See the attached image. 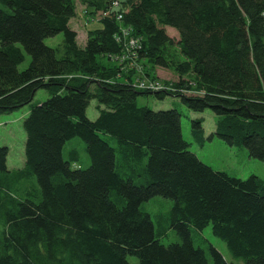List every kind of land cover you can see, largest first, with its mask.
<instances>
[{
    "label": "trees",
    "instance_id": "16d2710c",
    "mask_svg": "<svg viewBox=\"0 0 264 264\" xmlns=\"http://www.w3.org/2000/svg\"><path fill=\"white\" fill-rule=\"evenodd\" d=\"M76 1L87 24L102 15L83 47L69 27ZM58 34L60 45H45ZM130 38L136 59H122ZM24 52L30 62L19 70ZM158 68L177 82L135 87L158 80ZM38 90L49 98L32 104ZM148 95L210 110L208 139L264 161V0H0V115L30 106L23 166L9 170L0 146V264H232L211 244L194 245L209 226L234 260L264 264V180L203 163L183 138L181 113L139 106ZM203 122L190 119L200 147ZM76 137L86 168H72L76 150L62 154ZM156 196L172 201L163 221L178 241L169 245L144 208Z\"/></svg>",
    "mask_w": 264,
    "mask_h": 264
},
{
    "label": "rangeland",
    "instance_id": "374dc122",
    "mask_svg": "<svg viewBox=\"0 0 264 264\" xmlns=\"http://www.w3.org/2000/svg\"><path fill=\"white\" fill-rule=\"evenodd\" d=\"M84 11H87L86 6L81 5L79 1H76V16L69 22V27L77 33V43L80 47L85 45L86 36L89 30L100 28V23L98 21L102 18L100 12H98L100 14H95L93 17L90 15L93 22L87 24ZM165 32L169 35V37L173 38L174 41L178 40V34L173 29L166 27ZM62 39L63 35L58 34L54 37L45 39L44 43L50 48H56L61 44ZM29 62L30 57L24 52V62L19 66V70L25 69ZM158 70L161 77L159 78V81L163 82V85H167L170 88L172 83L177 82L178 78L173 72L165 69ZM190 88L192 87L190 86ZM48 98L49 94L45 90H38L34 95L32 104L44 102ZM137 104L139 106H147L154 111L176 108L182 115V135L184 140L190 143L189 150L195 153L203 163L210 166L214 170L225 172L229 176L242 180L247 179L251 175L258 176L264 180V161L251 158L246 149L228 146L215 136L208 139L215 128L214 114L210 110H206L202 114L193 113L190 112L176 98L166 97L163 101H160L153 95L139 96ZM96 105L95 101H91L86 109L85 115L91 121L97 118L98 112L96 110ZM29 109L30 106H25L12 113L0 115V146H6L8 148L7 167L9 170L21 168L24 164L25 134L22 129V122L28 115ZM194 118L204 119L203 129L206 140L202 147L198 146V144L193 141L190 134V119ZM84 147V143L77 137L72 138L64 145L62 154L65 159L69 158V153L72 150H76L78 152L79 162L74 164L72 168H86L89 165V158ZM171 205V200L158 196L153 197L148 202L144 203V208L151 215L156 230H158L159 224L161 228L166 229V224L163 221V214L170 210ZM1 228L0 224V230ZM201 236L204 241L202 243L195 241L194 245L196 247L204 248L205 246L211 244L227 262L232 264H242V261L234 260L228 253L225 245L212 235L210 226L203 230ZM177 241L178 236L174 230L166 229V234L161 239L162 244L169 245ZM128 260L131 263H136L137 261L134 257H129Z\"/></svg>",
    "mask_w": 264,
    "mask_h": 264
},
{
    "label": "built area",
    "instance_id": "2783aa9c",
    "mask_svg": "<svg viewBox=\"0 0 264 264\" xmlns=\"http://www.w3.org/2000/svg\"><path fill=\"white\" fill-rule=\"evenodd\" d=\"M113 4L115 6H117L118 1H114ZM118 17L120 19V16H118ZM123 35L126 36L127 32L124 31ZM120 40L121 39L118 38V41H120ZM122 41H123L124 46L128 45V50H127V53L125 55H122L120 58H122V59L130 58V59L134 60L136 58V55L133 52V49L135 47H137V41L134 40L133 38H130L128 41L126 39H123ZM137 88L141 89V90H149V91H160V90L168 89L156 81H140L137 84Z\"/></svg>",
    "mask_w": 264,
    "mask_h": 264
},
{
    "label": "crops",
    "instance_id": "0c3cea01",
    "mask_svg": "<svg viewBox=\"0 0 264 264\" xmlns=\"http://www.w3.org/2000/svg\"><path fill=\"white\" fill-rule=\"evenodd\" d=\"M158 69H159V68H158ZM158 69H156L155 72L157 71V72H156V77H157L158 80H160L159 78H161V77H160V74H159V70H158Z\"/></svg>",
    "mask_w": 264,
    "mask_h": 264
},
{
    "label": "bare ground",
    "instance_id": "6f19581e",
    "mask_svg": "<svg viewBox=\"0 0 264 264\" xmlns=\"http://www.w3.org/2000/svg\"><path fill=\"white\" fill-rule=\"evenodd\" d=\"M175 31V30H174Z\"/></svg>",
    "mask_w": 264,
    "mask_h": 264
}]
</instances>
